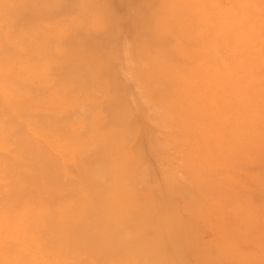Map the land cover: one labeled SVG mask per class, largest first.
<instances>
[{
	"label": "rangeland",
	"instance_id": "rangeland-1",
	"mask_svg": "<svg viewBox=\"0 0 264 264\" xmlns=\"http://www.w3.org/2000/svg\"><path fill=\"white\" fill-rule=\"evenodd\" d=\"M139 262L264 264V0H0V264Z\"/></svg>",
	"mask_w": 264,
	"mask_h": 264
},
{
	"label": "bare ground",
	"instance_id": "bare-ground-1",
	"mask_svg": "<svg viewBox=\"0 0 264 264\" xmlns=\"http://www.w3.org/2000/svg\"><path fill=\"white\" fill-rule=\"evenodd\" d=\"M139 246H140V245H139ZM137 248L141 249L140 247L137 246L136 249H135V250H136V253H137V250H138ZM138 251H139V250H138ZM139 252H140V251H139ZM139 252H138V253H139ZM106 253H108V252H106ZM138 260H139V259H138ZM138 264H141V262H139Z\"/></svg>",
	"mask_w": 264,
	"mask_h": 264
}]
</instances>
